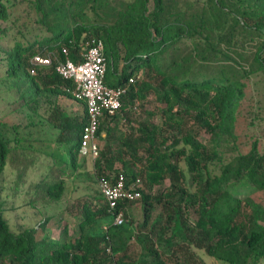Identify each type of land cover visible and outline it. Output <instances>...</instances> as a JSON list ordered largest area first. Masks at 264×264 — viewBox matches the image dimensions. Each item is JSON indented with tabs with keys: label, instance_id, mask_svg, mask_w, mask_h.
Returning a JSON list of instances; mask_svg holds the SVG:
<instances>
[{
	"label": "trees",
	"instance_id": "16d2710c",
	"mask_svg": "<svg viewBox=\"0 0 264 264\" xmlns=\"http://www.w3.org/2000/svg\"><path fill=\"white\" fill-rule=\"evenodd\" d=\"M92 38L103 42L105 79L120 75L105 84L133 82L120 110L101 120L96 140L103 142L105 133V145L90 176L98 185L121 172L126 184L140 179L147 235L126 213L114 226L100 189L77 203L71 238L66 222L62 236L51 237L46 225L53 218L46 215L39 225L13 230L6 214L23 195L24 205L47 212L60 204L66 180L80 168L87 122L84 104L71 94L73 82L55 64L36 67L32 58L53 53L63 59L65 48L78 63ZM3 44V74L19 82L5 101L16 112L25 109L28 119L35 116L47 136H31L35 123L0 117V264H204L199 251L219 264H264V0H0ZM252 78L260 89L249 90ZM150 94L163 106L159 125L149 113L130 135L121 134L113 152L116 121L132 122L135 103ZM62 97L82 111L69 115ZM198 129L209 134L207 141L198 140ZM39 155L53 162L25 188ZM7 172L12 178L5 185ZM165 181L169 186L154 195ZM156 206L160 219L149 227ZM133 238L138 252L128 248Z\"/></svg>",
	"mask_w": 264,
	"mask_h": 264
},
{
	"label": "rangeland",
	"instance_id": "374dc122",
	"mask_svg": "<svg viewBox=\"0 0 264 264\" xmlns=\"http://www.w3.org/2000/svg\"><path fill=\"white\" fill-rule=\"evenodd\" d=\"M5 47L6 45L3 44L2 48H0V117L6 118L5 120L8 121L11 124L14 123H22L26 124L27 127L30 123L33 124L34 128L31 127L32 123L29 125V127L32 128V137L35 138H42L46 137L47 134L45 129H42L41 127H36L39 123V120L32 116V119L28 117L30 116L28 112L24 109L18 110L16 112L15 105L14 104H7L6 103V97L7 94H12L14 89L12 90V86L16 83L18 84V80H10L5 77V74H3L5 70ZM120 75L114 76L111 78V74L107 73L105 81L107 84H114L117 83L119 80ZM258 84V85H256ZM259 79L252 78L250 80L249 90H255L260 89L262 85H260ZM12 90V91H11ZM16 98V96H14ZM13 99V98H12ZM59 103L61 104L62 108L66 110V112L69 115H76L77 113H80L82 111V108L80 105H77L74 100H70L67 98L62 97L59 99ZM163 108L161 104H159L153 94L148 95L145 101L143 102H136L135 107L133 111L130 113L132 115V122H127L126 120H117V127L118 129L113 132L114 135L113 138L110 140V148L113 152L116 151L118 140L121 137V134L124 135H130L131 132L138 128V125L145 122L148 118L149 113H154L153 116V123L155 125H159L160 123V114L159 109ZM26 113V116L24 115ZM5 115V116H3ZM29 115V116H28ZM189 125H191V120H188ZM110 126L114 125V121L110 122ZM28 129V128H27ZM29 131V130H28ZM198 140L201 142L207 141L209 139V134L206 133L204 130L198 129ZM136 135V131L135 134ZM99 142V141H98ZM97 142L99 149H103L102 146ZM144 149L139 150V154L143 153ZM65 155H68V153H63ZM142 155V154H141ZM67 158V156H66ZM53 162L52 157H48L46 155H39L38 159H36L35 164L32 167H29L27 170V175L25 177L26 184L25 188H28L31 184L36 183L41 175L46 174L47 170L49 169L48 166L51 165ZM77 164L80 165V168L77 170V172L70 178V180H66L65 183V193L63 195V198L59 205H53L50 207V210L47 212L46 210L42 209L40 207L39 209L33 208L28 204L24 203L27 201L26 196L23 195L21 198H18L15 200V205H18L17 210L13 212H9L6 214V219L9 222L10 227L13 230H17L18 227L27 226V227H34L36 225H39L43 223V220L45 219V215L53 218L47 225L46 230L53 238H60L62 235H60V230L62 225L64 223H68L69 232L68 235L71 237L75 236L76 231V218L75 215H78V207L77 203L80 201H84L86 196H94L96 193L98 194L99 191V185L96 180H92L91 176L94 177V161L89 158H82L79 157L77 160ZM142 164L136 163V167L141 170ZM115 168L119 171L122 168L121 164L116 163ZM67 174H70V170L67 169ZM8 172L5 176V180L7 182L5 185H8V182H10L11 178L8 176ZM8 177V179H7ZM94 179V178H93ZM169 186V182L165 181L163 185L156 186L153 189V194H157L160 190L165 189ZM68 207V208H67ZM46 211V212H45ZM45 212V213H44ZM70 212V213H69ZM161 208L159 206L154 207V210L152 211V220L149 224V227L153 224V222H157L160 218L159 215L161 214ZM124 213H126L125 216H127V220L132 221L133 226L137 228V232H141L139 234H145L147 235V231L141 228V225L143 224V212L141 209L140 201H133L130 203L127 208L124 210ZM71 214V215H69ZM74 215V217H73ZM62 216V217H61ZM134 227V229H135ZM136 230V229H135ZM136 232V231H135ZM41 234V233H40ZM128 248L130 252L139 251V246L135 242L134 238L130 241L128 244ZM200 259L204 262V264H219L215 260L209 258L208 256L204 255L201 251L198 252Z\"/></svg>",
	"mask_w": 264,
	"mask_h": 264
},
{
	"label": "built area",
	"instance_id": "2783aa9c",
	"mask_svg": "<svg viewBox=\"0 0 264 264\" xmlns=\"http://www.w3.org/2000/svg\"><path fill=\"white\" fill-rule=\"evenodd\" d=\"M63 59L56 54L36 55L32 58L33 66L50 67L55 64V71L64 80L73 82L71 92L73 99L82 102L87 111V122L83 128L79 147V156L93 161L99 156V146L96 140L97 130L104 116H113L121 106L122 97L128 92L129 84L123 87H110L105 84L106 62L104 46L100 39L92 38L86 48L80 53L78 63L69 56L68 50L62 49ZM31 74H35L31 69ZM123 173H118L114 179L99 181L100 193L103 197L108 213L113 216L112 224L120 226L124 223V210L119 206L132 203L141 197L140 179L126 184ZM110 252V249H107Z\"/></svg>",
	"mask_w": 264,
	"mask_h": 264
},
{
	"label": "crops",
	"instance_id": "0c3cea01",
	"mask_svg": "<svg viewBox=\"0 0 264 264\" xmlns=\"http://www.w3.org/2000/svg\"><path fill=\"white\" fill-rule=\"evenodd\" d=\"M75 103H76V102H75ZM77 105H80V104L77 103ZM102 123H104V118H103V120H102ZM104 124H105V123H104ZM101 136H102V138H103V142H100V145H101V146H104V145H105V139H104V138H105V133H103Z\"/></svg>",
	"mask_w": 264,
	"mask_h": 264
}]
</instances>
